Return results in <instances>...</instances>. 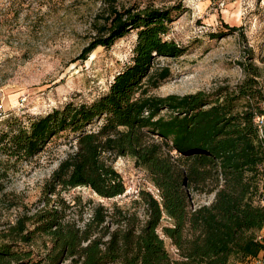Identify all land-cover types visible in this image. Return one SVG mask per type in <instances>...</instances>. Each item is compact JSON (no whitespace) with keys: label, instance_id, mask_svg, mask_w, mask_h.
I'll return each mask as SVG.
<instances>
[{"label":"trees","instance_id":"16d2710c","mask_svg":"<svg viewBox=\"0 0 264 264\" xmlns=\"http://www.w3.org/2000/svg\"><path fill=\"white\" fill-rule=\"evenodd\" d=\"M109 6L80 55L87 60L96 48L109 49L137 33L130 63L108 90L92 102L69 103L28 122L12 117L2 123L0 190L7 162L31 160L59 140L71 151L45 184L41 208L0 223V264H242L259 256L264 251L260 69L241 63L244 78L233 85L155 96L172 74L168 67L155 68L156 61L185 53L168 39L174 12L182 7ZM121 157L148 174L157 195L140 191L129 208L63 196L78 188L104 200L123 196L126 185L115 167ZM203 195L213 196L212 202L197 205L195 198Z\"/></svg>","mask_w":264,"mask_h":264},{"label":"rangeland","instance_id":"374dc122","mask_svg":"<svg viewBox=\"0 0 264 264\" xmlns=\"http://www.w3.org/2000/svg\"><path fill=\"white\" fill-rule=\"evenodd\" d=\"M111 3L119 9L182 7L174 12L168 39L185 48V53L178 59L156 61L155 68L168 67L172 74L153 95L211 92L233 85L244 78L240 65L247 62L260 69L264 89V0H0V129L9 118L28 122L69 103L92 102L108 90L130 63L137 33L132 31L109 49L96 48L87 60L80 55L95 36L97 17ZM226 24L236 31L229 34ZM70 149L65 140H59L31 160L5 164L1 224L14 223L27 209L41 208L44 186ZM115 167L126 185L123 196L104 200L85 188L63 196H81L92 200V206L116 203L129 208L140 191L157 195L148 174L131 158H119ZM212 200L206 195L195 198L197 205ZM260 236L264 239V232ZM165 243L178 259L171 242L165 239Z\"/></svg>","mask_w":264,"mask_h":264},{"label":"built area","instance_id":"2783aa9c","mask_svg":"<svg viewBox=\"0 0 264 264\" xmlns=\"http://www.w3.org/2000/svg\"><path fill=\"white\" fill-rule=\"evenodd\" d=\"M259 240H264V239L262 236H259ZM242 264H264V251L259 256L250 258Z\"/></svg>","mask_w":264,"mask_h":264},{"label":"crops","instance_id":"0c3cea01","mask_svg":"<svg viewBox=\"0 0 264 264\" xmlns=\"http://www.w3.org/2000/svg\"><path fill=\"white\" fill-rule=\"evenodd\" d=\"M262 232H264V229L262 230ZM262 232H261V233H262Z\"/></svg>","mask_w":264,"mask_h":264}]
</instances>
